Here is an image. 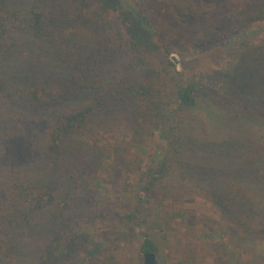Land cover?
<instances>
[{
  "label": "rangeland",
  "instance_id": "rangeland-1",
  "mask_svg": "<svg viewBox=\"0 0 264 264\" xmlns=\"http://www.w3.org/2000/svg\"><path fill=\"white\" fill-rule=\"evenodd\" d=\"M257 1L124 3L139 7L154 22L170 51V60L174 57L177 61L176 71L208 90L222 93L230 86L238 87L235 70L242 67L241 61L249 52L264 45V26L235 30L253 14L246 9ZM14 2L25 6L33 0ZM215 15L224 22L216 32L212 29ZM121 30L118 23L111 21L105 41L111 51L122 44L117 36ZM118 53L105 64L103 74L97 68L100 83H114L116 71L130 61L129 53L122 48ZM161 59L160 54L153 56L147 67L157 66ZM165 72H169V78L170 67ZM80 95L71 96V100L62 97L47 114L29 110L25 124L17 121L4 126L2 141L3 162L10 166L13 175L24 173L23 180L32 182L41 172H45L44 181L52 178L50 183L45 182L55 194L49 212L54 220L51 230L71 219L74 231H83L88 241L100 244L93 254L87 255L91 247L83 243L67 264H144L138 247L142 232L158 248L157 264H264L263 121L245 117L228 120L208 98L198 97L195 107L177 116L178 153L168 160L167 169L151 190L145 192L147 202L140 203L139 195L147 182L145 171L154 164L155 155L164 145L158 132L168 124L164 110H160L162 116L143 121L127 118L123 109L111 106L101 122L90 123L81 136L74 137L75 152L68 149L58 157V166L49 168L54 160L45 159L42 140L47 136L48 118L58 111L94 104L97 94ZM98 95L107 97L106 91ZM163 96H158L156 103L169 114L174 103H162ZM29 128L33 130V142L32 147L26 148L23 141ZM13 136L17 149L10 145ZM229 190L253 206L252 218L245 220V214L239 211L233 220L223 211L221 204L227 200ZM138 206L139 218L125 220L123 214L135 213Z\"/></svg>",
  "mask_w": 264,
  "mask_h": 264
},
{
  "label": "trees",
  "instance_id": "trees-1",
  "mask_svg": "<svg viewBox=\"0 0 264 264\" xmlns=\"http://www.w3.org/2000/svg\"><path fill=\"white\" fill-rule=\"evenodd\" d=\"M254 5L246 9L253 14L240 22L236 31L264 26V0ZM215 16L212 29L216 32L224 22ZM111 21L122 29L117 33L122 44L115 51L106 47ZM94 38L100 40L97 42ZM101 40L106 41L105 45ZM119 48L129 53L130 61L116 71L114 83H100L97 68L102 73L105 64L119 54ZM157 54L163 59L157 66L147 67ZM103 56L105 61L99 65ZM241 66L235 70L238 87L230 86L222 93H215L176 71L163 35L154 22L139 7L125 4L124 0H33L25 6L14 0H0V264H67L83 243L91 247L87 255L100 246L88 241L83 231H74L75 223L71 219L51 230L54 220L49 212L55 194L45 182L50 183L52 178L44 181L45 172H41L32 182L23 180L24 173L13 175L10 166L3 162L4 126L17 121L25 124L29 110L47 114L62 97L71 100L81 92L97 94L94 104L58 111L48 118L46 139L42 137L43 154L46 160H54L49 167L54 168L59 164L58 157L68 149L75 152L74 137L81 136L90 123L101 122L111 106L123 109L127 118L133 116L143 121L162 116L164 110L168 124L158 131L164 145L155 155L154 164L145 171V191L139 195L140 203L147 202L145 192L151 190L167 169L168 160L178 153L177 116L195 107L198 97L208 98L228 120L245 117L264 122V45L249 52ZM169 67L168 78L169 72L164 74V71ZM105 91L107 97H99L98 93ZM162 94V103H174L169 114L156 103ZM32 132L29 128L27 136L24 135L26 148L33 142ZM16 141L10 145L17 149ZM107 161L103 163L106 165ZM221 205L233 220L239 211L248 220L255 210L247 199L230 190ZM139 206L135 213L123 214L125 220L139 218ZM35 241L40 243L34 244ZM138 241L141 256L142 253L158 254L157 246L146 233H140Z\"/></svg>",
  "mask_w": 264,
  "mask_h": 264
},
{
  "label": "water",
  "instance_id": "water-1",
  "mask_svg": "<svg viewBox=\"0 0 264 264\" xmlns=\"http://www.w3.org/2000/svg\"><path fill=\"white\" fill-rule=\"evenodd\" d=\"M171 60L176 63V59L171 57ZM143 263L144 264H157L156 255L154 253H142Z\"/></svg>",
  "mask_w": 264,
  "mask_h": 264
}]
</instances>
